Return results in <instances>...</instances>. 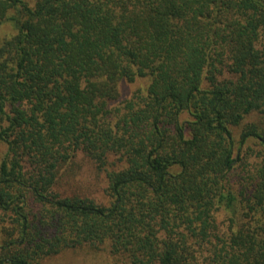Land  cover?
<instances>
[{
	"label": "trees",
	"instance_id": "1",
	"mask_svg": "<svg viewBox=\"0 0 264 264\" xmlns=\"http://www.w3.org/2000/svg\"><path fill=\"white\" fill-rule=\"evenodd\" d=\"M107 244L264 264V0H0V264Z\"/></svg>",
	"mask_w": 264,
	"mask_h": 264
},
{
	"label": "rangeland",
	"instance_id": "2",
	"mask_svg": "<svg viewBox=\"0 0 264 264\" xmlns=\"http://www.w3.org/2000/svg\"><path fill=\"white\" fill-rule=\"evenodd\" d=\"M77 162L79 163L75 167L74 178L68 180L67 183L62 181L60 184L62 191L78 193L93 198L97 202L105 203L104 187L106 181L102 171L90 159L85 158ZM39 264H129V262L121 255H112L107 244L99 249L87 245L67 248L57 255L40 260Z\"/></svg>",
	"mask_w": 264,
	"mask_h": 264
}]
</instances>
